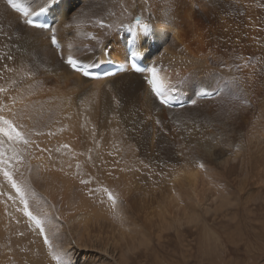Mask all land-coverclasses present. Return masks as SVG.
Wrapping results in <instances>:
<instances>
[{
  "label": "bare ground",
  "instance_id": "6f19581e",
  "mask_svg": "<svg viewBox=\"0 0 264 264\" xmlns=\"http://www.w3.org/2000/svg\"><path fill=\"white\" fill-rule=\"evenodd\" d=\"M18 1L29 8V13L45 4V0ZM120 1L114 0L112 7H103L94 0H61L50 10L53 20L50 30L55 31L60 45L56 49L50 42V30L29 26L5 0H0V89H4L0 91V115L14 121L29 141L26 147L21 140H9L0 134V158L5 157L3 152L12 157L11 160L23 157L22 174L17 175H22L24 180L18 176L16 179H19L20 185L24 181L23 185L30 193V196L26 194V199L32 198V203L27 200L28 210L36 217L52 214L57 226L50 224V230L62 229L66 225L64 223H68L69 230L74 231L71 235L75 233L77 237L74 239L70 235L74 240H66L68 231L62 229L63 233L51 236L54 248L50 247L51 242L50 246L44 243V236L42 244L36 236L40 230L25 216L20 197L14 195L10 185L3 181L1 190L8 195L0 196V216L5 215L10 226H30L28 237L34 242L30 248H37L33 259L29 256L32 264H57L53 260L56 253L70 258L72 264L99 261L134 264L136 257L148 259L147 254H151L152 249L149 244L145 248L139 247L142 239L140 241L135 235L138 222L146 221L152 226L149 222L156 220L155 239L158 245L164 246L170 239L166 231L172 225L177 233L183 228L186 216L188 222H195V216L186 212L180 204L184 201L183 194L199 208L208 203L209 208L218 202L225 203L216 185L209 186L200 172L193 168L189 159L195 152L185 153L187 143L205 149L208 159L217 161L225 174L231 175L239 169L234 165L238 161L223 147L230 143L231 131L237 129L233 126L236 125L232 117L234 107H231L227 97L220 98V95L212 99H197L198 90L207 93L216 91L218 86L213 88L212 84L216 82L219 66L227 72L232 71L230 49L233 48V41L240 42L237 47L245 45L246 40L232 31V16L223 15L232 3L227 0H145L147 3L155 2L151 18L148 19L145 14L140 19L150 25L145 34L133 20L136 7L142 8L144 4L142 0H126L132 5L129 21L123 23L121 29L110 31L122 19L119 16ZM75 3H81V6L69 13V8L72 9ZM68 14L75 15L74 32L69 29ZM189 19L205 22L211 28L210 56L205 53L199 55L181 45L178 34ZM127 31L135 37L134 50H138L140 45L147 53L143 56L144 63L158 69L162 88L166 91L172 87L180 88L182 90L173 96L176 101L195 99L196 104L178 109L159 103L145 80L147 73L133 72L125 61L126 40L121 41L120 38ZM86 46L95 47L87 49ZM260 49L261 45L258 51ZM214 54L221 56L223 64H215L220 62L216 61ZM69 55L89 67L113 63L123 64L124 70L106 78L88 79L69 67L65 61ZM8 56L12 57L11 61ZM20 67L22 70L12 77L11 71ZM253 70L247 69L246 75L253 74V83L263 82L264 86V61H259L258 68ZM25 75L27 79H23ZM20 86L27 91L25 95L17 96L15 91ZM243 89L249 92L246 81ZM243 117L244 112L240 109L239 120ZM253 146L249 160L246 154L239 159L252 160L249 162L251 170L261 172L264 150L258 145ZM163 154L177 162L188 160L187 164L191 166H187L183 175L179 171L184 178L171 179L173 186L169 185L172 182H162L158 186L149 181L141 183L143 174L135 166L136 160H140L142 155L144 161L141 160V164L146 172L144 165L149 167L155 157ZM121 155L125 160L120 167ZM220 158L222 161L218 160ZM225 163L233 164L225 167ZM175 175L178 174L175 172ZM82 180L87 181L85 189ZM105 189L116 198L115 204L109 199L106 201L109 212L100 209L88 198L91 195L89 192L107 195ZM41 201L46 206L42 207ZM190 205L192 203L188 202ZM161 207L163 216L159 214ZM169 215L172 222L166 219ZM124 225L131 228H124ZM45 234L50 236L46 228ZM61 234H64L63 237H60ZM166 237L167 240H164ZM144 241L149 242L148 239ZM6 256L0 258V263L6 260Z\"/></svg>",
  "mask_w": 264,
  "mask_h": 264
},
{
  "label": "rangeland",
  "instance_id": "374dc122",
  "mask_svg": "<svg viewBox=\"0 0 264 264\" xmlns=\"http://www.w3.org/2000/svg\"><path fill=\"white\" fill-rule=\"evenodd\" d=\"M113 1L114 0H94V2L100 4L103 7H112ZM142 1H144V4L141 5L142 8L136 7V10L134 11L136 14L134 15L133 20L141 19V17H143L145 14L148 19L151 18V12L154 10L155 2L147 3L145 0ZM227 1L228 3H232V5L227 6L230 8L228 12L223 15H229L230 17L232 16V20L230 23L232 31L236 32L238 36L242 37V40L244 39L246 41L245 45L241 47H237L240 42L233 41V48L230 49V51H232V54L234 55H230L232 71L227 72L224 69H221L222 66H219V69L216 71V82L212 84V87L217 88L216 86H218V88L221 90V92L218 94L220 95L219 97H227L230 101L231 107H234L232 117L234 123H236L237 126L235 124H233V126L237 127V129L231 131V141L228 145L223 147L228 149L229 155L238 161L235 162L234 165H237L239 169L237 168V170L231 173V175L225 174L222 166L220 168L217 161L208 159L205 149H202V147L197 148L196 146L187 143L188 147H185V153L187 154L190 152L192 154L193 151L195 152L189 159L192 161L191 163H193V168L200 172L201 176L205 178V181L207 180L206 182L209 183V186H211L212 184L216 185V190L220 198L223 199L224 197L225 203L222 202V204H220V202H218L210 208L208 203L206 204V206L205 204H203L201 205V207H203L199 208L197 205H194L193 200H189V198H187L188 196L186 195V197L185 194H183L184 199L182 200L184 201H181L180 204L181 206L185 207L186 212L192 213L193 216H195V222H188L186 216L183 220V228L180 229L179 232H177L180 237L175 232L172 225V228L166 231L170 239L168 243L165 242L166 244H164V246H161V244L158 245L155 239L157 234V226H154V223H156V220L152 219L153 222H149L150 224H152V226L146 224V221L144 222L141 220L140 222H138L136 229L135 227L132 228L135 229V235L140 239V241L142 239V244H140L139 247L145 248L149 244V247H152V249L150 251L151 254H147L148 259H145L144 256L138 258L136 257V261L134 264H264V168L262 169V167H260L261 172L255 169L251 170L252 165L250 166L249 162L251 163L252 160L247 162V160L251 158L249 156L254 147L253 145H258L259 148L264 150V86L263 82H256L255 84L253 83V74L251 76L246 75L247 69L253 68L254 70H256L259 66V61H264V50L262 49L264 48V45H262V43L264 44V0ZM120 2L119 16L122 17V19L120 20V22L114 24L110 31H116L118 28L121 29L122 27L120 26L123 23L128 22L131 17L130 9L132 5H130V3L126 0H121ZM80 6L81 3H75L72 9L71 7L69 8V13ZM104 12L105 11L101 13ZM127 13H129L130 15H125ZM74 17V14L67 15L68 25H70L69 29L73 32L76 31V27L74 26L75 22L73 21ZM193 21L195 20L189 19L187 21V24L182 27L180 33L178 34L179 41L182 46L198 52L199 55L205 53L207 54V56H210L209 53L211 51L209 49H211L210 44L212 40L211 28L205 22L203 23L200 21ZM98 23L101 24L102 21L99 20ZM248 45L250 47H248ZM260 45L261 51H258ZM93 47L95 46H86L87 49ZM161 51L162 49L159 52ZM213 57L216 59V61L220 62H215L216 65L223 64L221 62L222 59L220 55L214 54ZM243 60H245L244 63L242 62ZM9 61H11V59ZM21 70L22 67H20L19 70L15 69L14 71H11V76L13 75L12 77H14L15 74L18 75L17 73ZM23 79H27L26 75L25 77L23 76ZM245 81L249 85L248 93L247 90L244 91L243 89V84L245 83ZM19 88H16L15 91L17 96L26 93L27 90L24 86H20ZM240 109L244 112V117L242 118L243 120H239ZM21 144L27 147V145L23 142ZM3 153L5 157H1L0 159H2V161H6L7 163H2L0 166V196L8 195V193H5L1 190V184H3V181L6 182L8 186L10 185V188H12L8 178L3 176V172L9 171L11 173L12 171V173L14 174L12 175L11 173L12 179L18 185H20L19 179L16 178L17 176L19 177V174L17 175V173L22 174L23 166L21 164L24 163L22 156L16 157L14 158V160H11L13 159L12 157H9L5 152ZM244 154L249 157L247 160L246 158L245 160H241L242 158H244V156H246ZM163 155L155 157L154 160L150 162V168L148 167V165H144L147 167V173L143 171V163L141 164V162L144 161L142 155L140 156V160H138L139 162L136 160L137 163H135V166H138L143 174L141 175L142 177L140 176L141 178L139 177L141 183H147L149 181V183H154L158 186L162 182H172L173 178L181 177L183 173L186 172V170L188 169V165L191 166V164H187L188 160L180 159L182 162L184 161L182 163L181 161L177 162L174 161V159ZM240 157L241 159H239ZM119 159L121 162V167V165H124L122 164L125 160L124 156L121 155ZM218 160L222 161L221 158ZM239 163L241 164V166ZM151 164L154 165V168ZM225 164V167H229L233 163ZM201 165H203V167H201ZM170 168L172 171L170 170ZM179 171L181 173L183 172L182 175L179 174ZM175 172L176 174H178L177 176L175 175ZM222 173H224L225 175H222ZM19 178L21 180H24L22 178V175ZM181 178L184 177L182 176ZM171 179L172 181H170ZM240 182L242 183V185ZM23 184L24 181L21 184L22 186H20L26 189ZM169 185L173 186L174 184L172 182L169 183ZM82 186L85 189V183H83ZM12 191L14 195L18 196L17 193H15V189L12 188ZM25 192L30 196V193L27 189L25 190ZM96 192L98 191L96 190ZM89 193L91 195L88 198H90L92 202L96 204V206L107 212L110 211L109 207L106 205V201H108V194H93V192ZM26 198L27 196L25 195V199ZM225 199L227 201H225ZM26 200L32 203L31 197ZM188 202L189 204L192 203V205L188 206ZM41 203L42 207L46 206L45 202L41 201ZM225 204L227 206H225ZM22 205L24 206V204ZM192 206H195L196 208H193ZM159 214H161V216L164 215L162 207L159 208ZM43 216L47 217L45 228L48 230V233L50 235L48 236V238L50 237L49 243L51 242L50 244L52 245V248L54 247L52 244L51 236H55L57 233H63L62 229L68 231V234L65 235L66 240L73 241L75 238L77 239L75 233H73L75 237L71 235L74 231L71 232V229L69 230L68 223H64L66 225H63L62 229H56V231L50 230V224L57 226L56 222H54V216H52V214H46ZM0 219V232L2 233L0 234V258L6 256L4 254H8L6 256L8 259L6 258V260L0 264H14V262L15 264H32L33 255L36 252L37 248H30V246L34 244L31 238L28 237L29 233L27 229L29 228V231H31L30 226H10L5 215L0 216ZM166 219L167 221L172 222L170 215L166 217ZM173 223H175V220ZM124 228L131 227L128 225L126 227L124 225ZM12 229L13 231H11ZM36 234V236L41 239V242L43 244V236L40 235V233ZM63 235L64 234H61L60 237H63ZM70 235L74 239L71 238ZM168 237H166L164 240H167ZM147 239L149 240L148 243L144 241ZM29 256H31L30 258L32 259H30ZM144 260L147 262H145ZM105 262L101 263L99 261V263L90 264H107Z\"/></svg>",
  "mask_w": 264,
  "mask_h": 264
},
{
  "label": "snow or ice",
  "instance_id": "6c2138e0",
  "mask_svg": "<svg viewBox=\"0 0 264 264\" xmlns=\"http://www.w3.org/2000/svg\"><path fill=\"white\" fill-rule=\"evenodd\" d=\"M7 3L11 8L15 9L18 12L23 13L26 17L29 15V10L27 8H25L24 6H22V4L18 2V0H7ZM54 3H55V0H45V4L43 6H40L38 11L32 12V15L38 16V15L44 13L45 11L48 10V7ZM26 22L28 24H33V21L30 19L27 20ZM135 23L140 26L142 32H144L145 34L148 33V30L150 28V25L148 23L141 22L140 19H137L135 21ZM36 26L37 27H46L45 25H36ZM140 39H143V37H141ZM51 43L53 45L57 44V37L55 35L54 30H53V34L51 36ZM146 55H147V53L143 50V46L138 45V50H133V51H131L130 54L127 52L125 53V61H126V63H128L131 66L132 69L140 70V69H137V59L142 57V56H146ZM8 59H12V57L8 56ZM140 62L144 63L143 60H141ZM66 63L68 65H70L73 69H79V70L83 71L84 75H89V73L87 72L86 69L90 65H84L83 68H81V62L78 61L77 59H74L71 55H69L67 57ZM142 71L147 73V75L145 76V80L151 86V92L154 93L155 97L158 98L159 103L162 105H168L170 103V101L173 99L174 94L182 90V89L177 88V87H172L169 91L164 90L160 84L159 79H158V69L154 65L153 66H146L144 69H142ZM0 91H4V89H0ZM197 94L201 95L202 97L208 95L207 92L200 91V90L197 91ZM189 103L194 105V104H196V100L192 99L189 101ZM157 123H159V121H157ZM0 125H2V127H0V134H3L4 136H6L9 140H13V139L21 140L24 144H27L29 142L27 139L24 138V134L18 130L14 121L6 118L3 115H0ZM65 147H67V146L65 145ZM0 163L6 164L7 162L0 160ZM201 167H203V165H201ZM3 175L6 178H8L9 182L11 183L12 188L15 189L17 195L20 197L21 203L24 204V214L30 220H32L34 222V224L37 228H39L40 235L44 236V243L46 245H49V238L45 234V228H44V224L47 220V217H36V216H34L28 210V202L25 199V195H26L25 189L21 188V186L18 185L12 179L11 173L9 171H4ZM81 183H87V181L82 180ZM105 191L108 192L107 189H105ZM108 199L110 201H112L113 204H115L116 198L111 192H108ZM53 259L56 260L57 264H72V261L70 258H64V255H62L60 253L54 254Z\"/></svg>",
  "mask_w": 264,
  "mask_h": 264
}]
</instances>
